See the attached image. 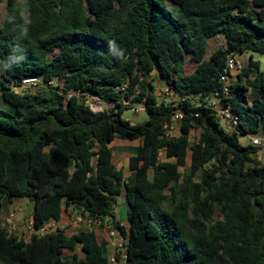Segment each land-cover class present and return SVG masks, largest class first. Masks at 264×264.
Masks as SVG:
<instances>
[{
	"label": "trees",
	"instance_id": "1",
	"mask_svg": "<svg viewBox=\"0 0 264 264\" xmlns=\"http://www.w3.org/2000/svg\"><path fill=\"white\" fill-rule=\"evenodd\" d=\"M3 2L0 264H109L93 227L29 240L9 231L1 216L18 199L32 203L34 227L75 211L118 230L128 264H264V161L238 138L264 134V65L254 60L264 57V0ZM216 35L223 46L206 58ZM231 56L247 62L233 80L228 72L223 96ZM153 72L173 102L155 96ZM27 79L39 85L23 88ZM215 93L237 117L230 131L205 105ZM90 99L107 106L95 111ZM136 103L147 119L132 123L124 115ZM116 139L136 142L122 148L127 174L113 164Z\"/></svg>",
	"mask_w": 264,
	"mask_h": 264
},
{
	"label": "built area",
	"instance_id": "2",
	"mask_svg": "<svg viewBox=\"0 0 264 264\" xmlns=\"http://www.w3.org/2000/svg\"><path fill=\"white\" fill-rule=\"evenodd\" d=\"M236 56H231L226 62V71L220 75L219 81L222 84V95L227 96L229 92V77L228 72H234L236 67ZM39 85L37 79H27L23 81V88L34 89ZM124 90V86L121 88ZM169 92V91H168ZM171 93V92H170ZM208 108L213 110L221 122H225L230 126L231 129L237 126V117L230 111L229 106L225 105L222 101V97L219 93L208 99L206 104ZM143 107V103H136L128 107L127 112L130 115L136 114L139 111V107ZM181 112L179 110H174L172 115V121L177 122L181 120ZM247 139L249 144L256 147L260 152H264V134L262 135H248ZM66 225L70 227L75 226H89L93 227L94 231L101 229L100 222L98 220L85 219L78 214L67 215ZM3 224L11 232L20 231L21 237L24 240H29L32 236H44L51 232H54L60 226L59 221L48 220L40 224L38 227H34L30 220L22 222L16 218L13 213L7 214L2 219ZM67 232V230H66ZM109 247L111 248V256L109 258V264H128L126 261V239L120 234V232L114 228L105 229L104 238ZM119 257V260L116 259Z\"/></svg>",
	"mask_w": 264,
	"mask_h": 264
},
{
	"label": "rangeland",
	"instance_id": "3",
	"mask_svg": "<svg viewBox=\"0 0 264 264\" xmlns=\"http://www.w3.org/2000/svg\"><path fill=\"white\" fill-rule=\"evenodd\" d=\"M4 15H5V3L3 2L0 6V24L2 23L3 21V18H4ZM223 46V38L221 35H216L214 38L210 39L208 41V45H207V54H206V58H208L210 56V54L212 53L213 50H215L216 48L218 47H222ZM254 60L255 61H259L261 63V65H264V57L260 56V55H257L255 54L254 55ZM246 62H247V57L246 56H243L242 59L240 61H237L236 63V67L237 68H242L243 66L246 65ZM194 67H195V64L193 62H191L188 58L186 59V62H185V69H186V73H191L193 70H194ZM237 73V71L233 72V78H231V80H233L235 78V74ZM149 80L151 82V84L154 86V91H155V96L158 98V100H165L166 102L168 103H171L174 101V98L173 96L171 95L170 92H168V89H167V86L165 84V82L163 80H161L159 77H158V74L157 72H153L150 77H149ZM27 89H30V88H27ZM19 90V89H18ZM90 105L92 106V109L93 110H99V109H105V103L104 102H101L97 99H90ZM147 113L146 111H143V107H139V111L138 113L136 114H133V115H130L128 112H125V117H128L134 121L137 122H142L143 121V117H146ZM221 125L223 127H225L226 123L225 122H221ZM177 125L174 124L173 127H176ZM173 136L178 134L177 132L175 133H171ZM194 136H195V132L194 131H191V134H190V142L193 141L194 139ZM239 142L240 144L242 145H247L249 144V141L247 139L246 136L244 135H240L239 137ZM134 145L136 144V142H126V141H120V140H115L113 141L112 143V147L114 149V153H115V158L116 159H121V158H124L126 154H128V152H126L124 149H122L123 147H125L126 145ZM260 161H264V152H260L258 154V157H257ZM189 162H190V153L188 152L187 154V158H186V166H189ZM182 170V169H181ZM24 202V205H23V211H18L17 208H18V204H13L10 208H9V211L8 213H3L2 214V219L9 213H13L16 218H18V213H23L24 211L26 212V215L24 217H22V219H20L21 221L23 222H26L29 220V216H30V213L32 212V208H33V205L31 202H29L27 199H24L23 200ZM118 204L122 206V210H121V214H119L122 219H126V214H125V200H124V197L122 196L121 199L119 198L118 199ZM117 204V205H118ZM72 214H77V212L73 211ZM67 215L65 216V218L67 219ZM125 224H126V221H125ZM64 227L66 230H67V233L70 235V234H74L76 232V230L78 229H81L83 228V226H75V227H70L68 225H64L62 226ZM100 231H102V228L99 230L98 233H100ZM101 236V235H100ZM77 253L82 256V253L80 251H77ZM122 264V263H120Z\"/></svg>",
	"mask_w": 264,
	"mask_h": 264
},
{
	"label": "crops",
	"instance_id": "4",
	"mask_svg": "<svg viewBox=\"0 0 264 264\" xmlns=\"http://www.w3.org/2000/svg\"><path fill=\"white\" fill-rule=\"evenodd\" d=\"M242 57L243 56H239L238 58H237V61H240L241 59H242ZM171 95H172V93H171ZM107 105H105V107H106ZM143 111H145V109L143 108ZM124 118L125 119H127V120H130L132 123H136V121H134V120H132V119H130V118H128V117H125L124 116ZM147 119V115H146V117H143V121H145ZM225 128H226V130L227 131H230L231 130V128H230V126L228 125V124H226L225 125ZM170 132L171 133H175V132H177L178 134H176V135H174V136H178L179 135V129L177 128V127H172L170 130H169V134H170ZM172 135V134H171ZM173 136V135H172ZM115 141V140H114ZM130 145V144H129ZM128 144L126 145V146H129ZM130 153H128V154H126L125 155V157L124 158H121V159H116L115 157V153L113 154V158H112V160H113V164L116 166V168L117 169H122L123 171H124V173L125 174H127V166H128V159H129V157H130ZM120 199H121V197H119ZM119 198H117V200H116V202H117V204H118V199ZM23 200L24 199H18V200H15L14 202H13V204H18V208H17V210L18 211H23V205H24V202H23ZM126 209H127V205H125V214H126ZM77 210V209H76ZM121 210H122V206H121V204L119 205H117V215H116V218H117V220L120 222V224L121 225H124L125 224V221H126V219H122V217L119 215V214H121ZM26 215V212L24 211L23 213H18V220H20V219H22V217H24ZM65 216H66V214L65 213H63L62 214V216H61V219L59 220V223H60V226L62 227V226H64V225H66V221H67V219L65 218ZM30 217H31V213H30V216H29V219H30ZM21 221V220H20ZM105 229L106 228H102V231H100V233H98L99 232V230L98 231H95V233H96V235L98 236V237H100V238H104V236H105ZM101 235V236H100Z\"/></svg>",
	"mask_w": 264,
	"mask_h": 264
},
{
	"label": "clouds",
	"instance_id": "5",
	"mask_svg": "<svg viewBox=\"0 0 264 264\" xmlns=\"http://www.w3.org/2000/svg\"><path fill=\"white\" fill-rule=\"evenodd\" d=\"M110 45H111V50L113 51L114 54L118 56L123 55V52L116 47L115 42H110Z\"/></svg>",
	"mask_w": 264,
	"mask_h": 264
}]
</instances>
